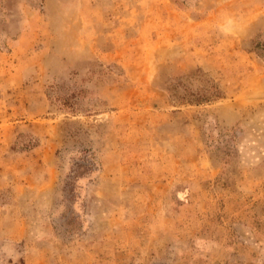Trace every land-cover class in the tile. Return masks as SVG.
<instances>
[{"label":"rangeland","instance_id":"374dc122","mask_svg":"<svg viewBox=\"0 0 264 264\" xmlns=\"http://www.w3.org/2000/svg\"><path fill=\"white\" fill-rule=\"evenodd\" d=\"M0 264H264V0H0Z\"/></svg>","mask_w":264,"mask_h":264}]
</instances>
